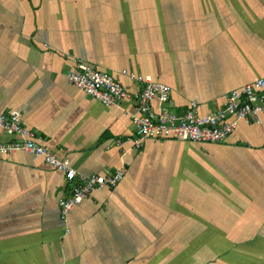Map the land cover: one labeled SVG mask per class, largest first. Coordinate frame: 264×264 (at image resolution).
Listing matches in <instances>:
<instances>
[{
    "label": "crops",
    "instance_id": "crops-1",
    "mask_svg": "<svg viewBox=\"0 0 264 264\" xmlns=\"http://www.w3.org/2000/svg\"><path fill=\"white\" fill-rule=\"evenodd\" d=\"M78 60L131 92L123 70L168 85L175 113H208L264 79V0H0V114L79 173L125 169L62 219L63 174L0 156V264H264V115L223 143L135 149L133 101L104 106L69 83Z\"/></svg>",
    "mask_w": 264,
    "mask_h": 264
},
{
    "label": "built area",
    "instance_id": "built-area-1",
    "mask_svg": "<svg viewBox=\"0 0 264 264\" xmlns=\"http://www.w3.org/2000/svg\"><path fill=\"white\" fill-rule=\"evenodd\" d=\"M121 74L139 89L129 91L110 73L82 60L75 61L66 77L69 83L104 106L119 107L125 100L133 101L129 117L134 126L131 142L135 149L142 148L148 140L223 143L240 121L257 123L264 115V79H255L231 90L225 95L223 105L214 111L202 113L198 103L190 102L187 110L179 114L170 107L168 85L146 80L127 70ZM0 132L12 137L11 141L0 143V156L27 152L63 174L69 190L68 195L58 201L62 219L94 191L115 188L124 178V168L104 175L79 173L67 158L57 156L42 144L40 137L23 126L16 111L0 114Z\"/></svg>",
    "mask_w": 264,
    "mask_h": 264
}]
</instances>
